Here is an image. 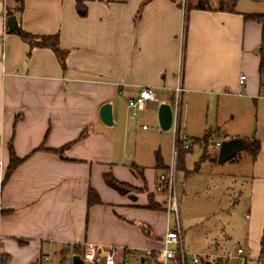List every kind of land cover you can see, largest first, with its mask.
<instances>
[{
	"label": "crops",
	"instance_id": "0c3cea01",
	"mask_svg": "<svg viewBox=\"0 0 264 264\" xmlns=\"http://www.w3.org/2000/svg\"><path fill=\"white\" fill-rule=\"evenodd\" d=\"M144 2L82 0V14L75 0H24L23 12L14 15L18 27L33 35L57 34L68 52L63 71L52 50L30 49L8 32L7 8L14 9L15 3L0 0V211L5 212L0 254L9 256L8 264H43L54 254L63 264L76 248L84 264H105L104 252L113 255L115 264H132L141 255L146 257L142 263L152 264L167 230L176 227H171L173 214L166 210L168 193L156 161L150 170L118 161V130L126 141L132 135L128 99L152 88L159 101L147 107L154 110L161 103L173 110L170 100L175 102L178 87L184 89L180 108L185 94L188 101L239 90L254 100L262 96L261 24L245 21L246 14L237 9L217 10L218 2L212 12L189 10L197 0H149L142 7ZM251 61L254 80L237 69V62L244 69V62L247 67ZM241 76L247 78L243 86ZM108 103L112 126L100 119ZM257 141L260 151L255 158L247 152L252 166L241 178L249 187L246 218L263 232L264 140ZM9 144L23 161L3 184ZM210 163L218 164L214 158ZM108 175L131 191L122 194L109 187ZM90 190L100 203L89 204ZM225 239L202 252L226 254L230 239ZM89 248L98 258L89 256ZM260 253L261 241L252 260Z\"/></svg>",
	"mask_w": 264,
	"mask_h": 264
},
{
	"label": "rangeland",
	"instance_id": "374dc122",
	"mask_svg": "<svg viewBox=\"0 0 264 264\" xmlns=\"http://www.w3.org/2000/svg\"><path fill=\"white\" fill-rule=\"evenodd\" d=\"M210 2L216 6L218 1ZM236 9L248 15L264 16V0H238ZM250 53V58L254 61L256 55L254 51ZM253 61L247 62V67L244 62V69L242 63L237 62L238 71H247L251 80H254L256 71ZM239 91V94L231 95L228 92L220 96L210 94L202 99L194 97L190 101L187 99L189 95L185 94L179 109L176 102L170 100L175 118L178 117V111L181 116L180 139H185V136L198 138L194 142L188 138L191 150L183 154L181 168L177 167L178 159L174 156L177 124L174 123L168 131L161 129L158 121L161 103L154 110L147 107L139 113L137 120L131 119L130 111H127L132 134L127 141L124 139V131L118 130L120 165L134 161L150 170L155 165L156 156L160 155L169 167L167 171H159V178L162 175L170 177L175 166L180 225L188 264H193L194 255H203L202 258L206 256L207 260L223 256L225 250L207 253L202 251L212 242H226V237L230 239L229 251L239 246L245 250L247 264H264V255L261 253L256 260H252L260 249L263 232L256 222L252 223L246 218L250 203L249 187L247 180L241 177L248 176L251 169L249 155L246 151L241 152L239 163L234 165L231 161L223 165L210 163L212 158L217 161L219 149L215 144H221L225 137L264 140V99L255 97L254 100L245 90ZM261 94L264 95L263 88ZM143 126H146L145 130ZM241 183L244 185L241 186ZM171 218V227H176L175 216ZM249 226L250 238L247 237ZM142 259H146L145 255L138 256L132 264H148L142 263ZM206 262L202 259V264ZM43 264H60L59 255H51L50 260Z\"/></svg>",
	"mask_w": 264,
	"mask_h": 264
},
{
	"label": "built area",
	"instance_id": "2783aa9c",
	"mask_svg": "<svg viewBox=\"0 0 264 264\" xmlns=\"http://www.w3.org/2000/svg\"><path fill=\"white\" fill-rule=\"evenodd\" d=\"M246 76H241L240 85L243 86L246 81ZM264 89V84L262 85ZM184 93L183 87H178L175 90L176 94V104L178 105V109L180 107L179 97ZM260 98L264 99V95ZM158 95L152 88H142L139 90L138 94L135 97L128 99L127 108L130 111V116L132 119L137 120L139 117V113L144 111L149 103H158ZM173 111V110H172ZM179 116V111H178ZM177 124V136L175 140L174 146V156L177 158L179 149L189 150L191 147V141L189 139L181 140L179 137V124L178 117L175 118V112L173 111V125ZM171 127V128H172ZM143 129H146V126H143ZM221 144L218 143L217 147L220 148ZM175 164V163H174ZM175 166L171 170V176L168 177L166 175H162L160 177V182L166 187L167 190V200H166V210L168 213H171L176 218V228L174 230L168 229L167 233L164 237L163 247L158 252L156 258L152 261V264H172L175 260H180L182 264H188L187 252L183 246V235L180 227L179 220V203H178V195L176 190V181H175ZM89 256L93 259L98 258L96 252L93 248H89ZM151 255V254H149ZM245 253L242 248L235 247L231 249L229 252L224 254L223 256H217L212 258L211 260L203 257V255H194V259L192 260L193 264H202V259L207 261L206 264H230V262H236L238 264H247V258L244 257ZM105 256V264H115V260L110 252H104ZM72 264V258L67 259L63 262V264Z\"/></svg>",
	"mask_w": 264,
	"mask_h": 264
},
{
	"label": "trees",
	"instance_id": "16d2710c",
	"mask_svg": "<svg viewBox=\"0 0 264 264\" xmlns=\"http://www.w3.org/2000/svg\"><path fill=\"white\" fill-rule=\"evenodd\" d=\"M15 3V8L10 9L7 8V16H14L15 13H22L23 12V6H24V0H13ZM77 4V9L79 10L80 13L85 12V8L82 5V0H75ZM142 5L144 7L145 3ZM218 1V7L217 10L220 11H228L230 13H236V6L238 0H217ZM199 10V11H216V9L213 7L212 3L210 0H197L196 4L193 6L192 4L189 5V10ZM139 18V14L137 19ZM245 21H255L263 26V35H262V42L259 48V56L261 59L260 62V67H259V76L261 80V84L264 83V16L261 15H244ZM16 33L21 40L26 43L30 49H50L54 52L61 68L63 71L67 70V57H68V52L63 50L60 47V39L57 34L55 35H48V36H39V35H33L30 33H27L23 31L22 29H19L18 32H13ZM249 141L248 147L246 152L250 153L254 158L258 155L260 151V144L257 140L251 141L250 139H247ZM9 150V158H10V163L9 167L7 170V173L5 175V178L3 180V184H5L11 177V175L14 173V171L19 167V165L22 163L23 159H20L16 156L14 148L12 144H9L8 146ZM191 148L187 151L182 150L181 148L179 149L178 156H177V161L178 165L177 167L181 168V165L183 163V154L185 152L190 151ZM205 158V156H204ZM216 162V159H214ZM156 163H157V169L162 171V170H167V168L163 165V161L160 155L156 156ZM106 182L111 187L112 189L116 190L119 193L125 194L129 193L131 191V187L127 186L126 184L120 183L116 181L112 176L108 175L106 177ZM88 201L90 205H95L100 203V199L98 194L94 190L89 191V196H88ZM153 208V207H152ZM5 214L4 211H0V217ZM75 255H80V251L76 248L73 250ZM69 252H65V255L68 254ZM261 255H264V231L263 235L261 238ZM9 263V256L6 255H1L0 254V264H8ZM172 264H182L181 261L175 260Z\"/></svg>",
	"mask_w": 264,
	"mask_h": 264
},
{
	"label": "water",
	"instance_id": "95a60500",
	"mask_svg": "<svg viewBox=\"0 0 264 264\" xmlns=\"http://www.w3.org/2000/svg\"><path fill=\"white\" fill-rule=\"evenodd\" d=\"M8 32H18V21L15 16H10L7 19ZM258 54V50L256 51ZM100 119L107 125H113L112 116V105L110 103L105 104L100 109ZM158 121L161 129L163 131H168L171 129L173 124V111L169 104H161L158 110ZM249 141L247 139L232 138L225 140L221 143L218 151L217 163L223 165L229 161L234 160L241 152L246 151ZM72 264H84L82 258L78 255L73 256Z\"/></svg>",
	"mask_w": 264,
	"mask_h": 264
}]
</instances>
